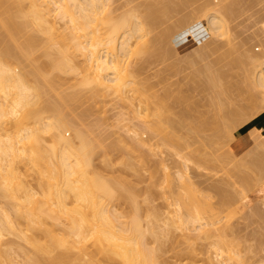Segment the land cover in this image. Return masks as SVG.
I'll return each instance as SVG.
<instances>
[{
	"label": "rangeland",
	"instance_id": "374dc122",
	"mask_svg": "<svg viewBox=\"0 0 264 264\" xmlns=\"http://www.w3.org/2000/svg\"><path fill=\"white\" fill-rule=\"evenodd\" d=\"M9 1L10 0H8V3L11 7L16 4L14 3V1L13 3H10ZM105 1L107 2V0ZM105 1H103L104 7H107L108 5L106 12L109 9L108 12H113V14L126 13V16H130V13L128 12L130 10V12H135L132 14L136 16V20L144 19L145 16L148 15L146 13V10H148L150 6L151 7L149 9L152 8L153 10H155L152 12V16H150L149 18H147L146 16V18L150 20L154 16L153 18H155L156 20L152 19V22L148 20L150 23L148 22L146 24V28L144 26L145 22H143V20V30H139L140 33L142 31L144 32V29L145 32H147H144L145 36H143L144 34L142 35V37H144L146 41L145 43H143L145 45L140 44V42L143 40V38L141 40V34L143 32L141 34L137 32V34L135 35L137 37L135 38L138 39L140 37V39L137 40L138 42L135 44V42L132 43L131 41V44L133 46L129 45V49L131 50L132 48V50L129 51V49L126 47L123 54L120 56L121 68L123 73L125 72L127 78H134V80L136 78L135 81L138 80L137 84L134 83L132 85L131 83L130 86H134L136 88L139 87V90L136 88L134 89L135 91L131 90L136 92L131 93L130 91L129 95L131 96L132 94L131 97L128 95V91H126V99L118 98L114 93V97L112 93H105V98L104 95H98L99 99H97L96 96H91L93 98L92 99L88 96L90 94V92L88 91H91L90 85L79 84L81 86H77V84L82 81L81 71L79 70L80 68L78 69L79 71L76 70L77 72H75V70L73 71V73H77L76 75L70 73V71H65L64 74L61 72L57 73L55 69L56 72H54V74L57 73L59 75H57V77L55 76L53 79H57L58 76L61 77L62 75V78L59 77V80L61 79L59 84L58 82H56V79L54 80V82L58 85L63 83L61 85L62 87L59 86V88H61L60 91H62L63 96L64 93L73 92V94H70V96H67L69 94H65V96L68 98H66L65 96V98L63 97L66 100L64 101V103H67V101L70 102V100H72V102L70 103V105L69 103H65L68 107H66L64 104L65 107L63 108L62 106H60L63 100L60 101L61 103L58 105L59 107L56 105V100H59L56 94H59V91L55 94L53 90L55 89L53 88L55 84L53 85V87H51L54 83L53 82L50 84V90H53L54 94L56 95L55 96L51 91L55 96V99H52L53 96L50 97L51 94L47 90L48 98L45 103L47 104V101L50 97L56 103L55 104L53 101L51 102V99H49V101L52 103V107L54 106L53 104H55L57 106H55V109L58 108L57 110H60L59 108H61V111L65 109L64 112L74 120L72 121V123L70 121V126H74L70 127L71 130L72 128L75 129L77 127L79 129H77L76 131L81 130V132H83L87 138H90L92 136L94 138L96 136L97 138H99L100 143L95 144V148H93L95 155L93 154L92 162H94L93 164L96 171H98L106 179H109L110 181L115 183L119 188L114 191L115 195L112 198L107 199V208H109L108 210L112 213L114 211H117L116 213L114 212V214H121L120 216L126 218L137 215L143 225H145L146 223L151 225L153 232H146L144 239L148 244L147 246L155 248L154 252L156 259L159 260L161 264H208L212 260L217 262L220 261V264H264V180L256 186H251L254 183L252 177L256 173V168L253 164L249 165L248 162L250 158L248 155H241V152H243L252 144V141L250 139L251 136L249 134L250 129L253 127L259 129L262 125L260 123L261 120L264 123V100L262 97L263 91L261 88L253 87L252 83H250V75H252L251 72L255 71L254 69L250 68V66H252L253 68L254 62L252 61H256V59H258V61H261V57L264 53V44L263 47L261 44L264 41V29L262 28L261 22L262 20H264V0H226L225 5L228 10L226 19H228L225 25L227 27H223L218 31H214L215 34L214 32H210L208 28L205 27L206 18L201 15L199 11V9L201 10L203 5L206 4H201V7L199 3L208 2V0H108L109 3L107 2V4L105 3ZM209 1L214 2V0ZM221 1L224 2L225 0H215L213 4H217V2L220 3ZM152 2L153 5L148 4ZM6 3L7 2L5 0V3L0 6V8L4 7V9L6 10V6H8V8L10 9V6L8 5V3ZM143 3L150 6H145ZM5 4L6 6H4ZM20 5H23L24 9L21 8L22 6H14H18L19 8H21H15L18 12H20L21 10H26L27 3L25 0H23ZM198 5L200 6V8ZM147 6L148 8L146 9ZM135 7L137 10L133 9ZM130 8H132L133 10ZM4 9H0V16L3 14L1 13V10L3 11ZM104 9L105 8H103V11H105ZM196 9L198 11H196ZM143 10L146 14L143 12ZM103 11L101 12L103 13ZM14 12L12 13V15L14 14ZM161 12L163 15L161 14ZM210 12L213 11L210 10ZM102 13L101 15H104ZM6 14L7 13L4 12V14L0 18V21L4 19V16L6 17ZM18 15V13L17 15H13L12 19L14 20V18H16L15 22L13 21L14 24L18 22L21 23V21V24H23V22H26L25 18L22 17L23 14L22 16L20 14L21 18L23 19H19L20 16ZM10 17L12 16L10 15ZM52 17L54 18L55 16ZM203 17L205 19H203ZM6 19L8 18L6 17ZM181 19L184 20V23L180 22ZM56 21L58 25H61L63 23V20L58 18L57 16ZM3 22H1L2 25L0 24V27H3L5 25ZM179 22L183 24V26H181V24L179 25ZM6 25L4 27H6ZM23 26L24 28H27L28 34H30L29 30L31 28L29 26L27 27V25L24 24ZM2 27L0 31L3 30ZM154 27H156L157 29H155ZM154 30L158 31L156 32ZM24 31H26V29H24ZM1 32L4 33L5 30ZM32 32L33 31L31 30V33ZM21 33L24 34L23 30ZM34 33L35 35H37L36 33L38 32ZM164 33H168V35H166L165 37ZM26 34L27 32H25V34L23 35L24 38L26 37ZM38 35H40L39 37L43 40L44 37H41L43 35L39 33ZM161 35L163 36L161 37ZM5 37L7 38V36ZM19 37L21 36L17 35V38ZM2 38H0L1 41H6V38L4 40H2ZM21 38L17 39V41H22L24 39ZM131 40L133 39L131 38ZM40 41L41 39L39 40V44ZM44 41L45 40H43V42H41L42 44L39 45V47L43 45L42 49L46 45L45 42L47 43V41ZM149 42L151 43V45ZM3 43V45H0V48H2L1 46H4L7 41ZM9 43H7V47H13V45H16L19 48L25 47L20 43V45L17 44V42L13 43V41H10ZM141 45L143 47H141ZM148 45H150L151 47ZM35 46L37 47L38 45ZM135 46H137L136 49ZM28 48L30 50L28 52H31L32 48ZM104 48L106 50H109L108 48H106V46L103 47V49ZM40 49L41 47L38 50L41 51ZM38 50L36 52H38ZM261 50L262 54H260ZM34 51H32L31 53L34 54ZM49 52H51V50ZM53 53L50 55L51 57ZM253 53H255L256 58ZM223 54H225V56H223ZM35 55H31V57L33 56L32 59H34ZM44 56L48 57L47 55ZM257 56L259 57L257 58ZM79 57H81L80 60H82V56L79 55ZM79 57L77 55V57L75 58L77 59L75 60L77 62V65L81 62L79 60ZM52 58L54 59V57ZM35 59H37V56ZM40 59L38 58V61ZM45 59L47 58L43 59L42 66L40 65L41 61L38 62L37 60H35L40 67H38L35 61L33 62L35 69H41V72H43V74L40 75L39 70V74L37 73L38 77L40 76L39 78L48 74L46 73V70L48 71L49 68L47 65H44L47 62V60L44 62ZM208 59L209 61H207ZM230 59L232 62L229 61ZM43 65L45 67L47 66V69L44 68ZM42 67L46 70H43ZM35 69H33V73H35ZM50 72L51 71L49 70V73ZM78 72L80 73L78 74ZM52 73L53 70L50 75H52ZM212 73V76H214L216 80L213 79L214 77L212 78L210 76ZM229 73L231 74V76L229 75ZM204 74L205 76L209 77L208 83L210 82V84H206L207 81L204 82V80L206 79V77L204 78ZM217 74L218 76H215ZM72 75H74L75 77H72ZM31 76L32 75H30V77ZM53 76L54 75H52V77ZM35 78L37 79V76ZM211 78L212 80H215L213 82L214 85L212 84V81H210ZM32 79L33 78H31V83H33ZM75 79L81 80L76 81ZM35 81L37 80H34V83L36 84ZM41 81H43V83H45V86L48 87L49 83L46 84V82L42 79ZM39 83L40 85H42L41 82H38V84ZM57 84L56 87H58ZM68 86L70 88H68ZM76 86L77 89H81L78 90L79 94L77 93V89H75ZM42 87L43 86H41V88ZM220 87L222 90L220 89ZM56 89L58 90V88ZM41 91L43 90L41 89ZM81 92L83 93V95L86 94L87 100L85 96H81ZM45 93L46 92H43V94ZM109 94L112 95V97ZM222 94L224 96H222ZM71 95L74 96L72 97ZM133 95L136 96V98ZM43 96L45 97L43 99H46V95ZM43 96H40V101H45L42 99ZM101 96L103 99H101ZM71 98H74V100ZM99 102L102 105H100ZM40 103V105L43 106L42 102ZM213 103H215L216 105ZM130 105L135 107L132 109ZM128 106H130L131 108H128ZM137 109L139 110V112L137 111ZM71 111L74 113H72ZM157 112L160 113L157 114ZM75 113L77 115L73 116V114ZM228 115L230 119L227 118ZM147 125L148 128H152V130L154 131H149L148 128H145L147 127ZM234 126L235 128H233ZM231 127L233 129H231ZM230 129L232 132H230ZM76 131L69 130L68 132L70 135L68 134V136L70 138L74 137V139L77 140L75 138L76 135H74ZM87 133L88 135H90V137L87 136ZM227 133L228 135H230L228 136ZM135 134L136 136H134ZM138 134H140L141 136ZM46 136L48 135L46 134ZM46 136L43 134L42 138ZM138 136L140 138L143 136L141 138V140L143 141L138 140ZM48 138L49 136L44 140H49L50 138ZM72 140L73 139H70V142L75 144L76 141ZM49 141H51V139ZM140 142L141 144H143L141 145ZM46 143L47 142H44V144ZM229 147H231L233 153L230 152ZM224 150L225 152H220ZM255 150L258 152L260 151L261 153L262 148L259 146L256 147ZM260 162L261 164H264V158H262V156ZM19 165L22 168V170L20 168V171L22 172L24 171V168L28 167L26 165V167L24 166L23 168L21 163H19ZM26 169L27 173H20L22 174V177L25 176L24 179H28L26 182L29 181L30 187L31 185H33L31 188L37 189V192H42V190H39L41 187H39L37 184V187L35 186V172L32 171V173H30L29 176L26 177V175L31 172H28L29 168ZM176 171L186 174L189 177L191 184L188 186V188L187 185H180V183L182 182H179ZM165 178L166 180H164ZM27 186L29 185L27 184ZM33 189H31V191ZM34 191L32 192L34 200H46L43 195V197L41 196L42 198L38 197V199L37 195L35 196V194L37 193L33 194ZM41 192L39 193L41 194ZM203 193H206L207 195L204 194L203 196ZM189 194L193 195L192 198L195 204H198V202L200 203L198 204V206L201 210V215L204 216V214L206 213V216L203 217V221H206V224L204 223V229L205 233L209 232L207 234H204V232L202 233L199 229H193L192 226L188 227V229L182 228L183 230H180V228H173V226L171 225L169 226L164 224V222L167 221V216H171L173 210H176V206L180 207V212H185V208L181 207V203L182 201L185 202V200H188L187 198L190 196ZM239 194L241 196H239ZM243 195L244 197L242 198ZM2 196L3 195H1L0 198ZM203 198H205V200ZM206 198L208 199L206 200ZM4 199L3 201H5ZM0 200L1 203L2 198ZM6 201H9V199L7 200V197ZM43 202L40 201V204H43ZM205 202L206 205H204ZM3 203L4 202H2L1 204L4 206ZM7 204L8 203L5 202V205ZM108 204L111 207L108 206ZM3 206H1L2 208L0 207V210L3 209ZM6 208L7 206L3 209L5 212L8 211V209ZM12 209L10 210L12 211ZM166 228H169V231H171L168 236H163L161 232ZM215 240L217 243L215 242ZM215 243L218 245L220 243V246L222 244V247L225 245V248L223 249L224 251L226 250V252H223V255L218 254L217 256V245H215ZM226 247L229 249H226ZM1 249H3V251L7 250V252H5L7 253L6 256H8L6 260H4L5 258H1V264H26L25 259L30 251L29 246H27L16 234L6 232L4 236H2ZM227 251H229V254ZM231 252L232 254H230ZM8 258L10 261L8 260Z\"/></svg>",
	"mask_w": 264,
	"mask_h": 264
},
{
	"label": "bare ground",
	"instance_id": "6f19581e",
	"mask_svg": "<svg viewBox=\"0 0 264 264\" xmlns=\"http://www.w3.org/2000/svg\"><path fill=\"white\" fill-rule=\"evenodd\" d=\"M13 1L16 4H14L11 7L8 3V0H6L8 5L10 6V9L8 8V6H6L7 3L4 5L7 7L6 10L4 9V7L0 8V9H4L3 11L1 10V13L4 14V12H6L7 13L6 17L8 18V19H6V17L4 16L5 21H4V19L0 21L1 25H2L1 22H3V21H4L3 23L5 25L8 22L6 27H4L5 25L3 27L1 26L3 28V30H5V32H4L5 34L3 32H1V31H3V30H1L0 31V38L3 37L2 40H4L6 38L5 36H7V38H6L7 43H9L10 41H13V43L17 42V44L20 43V44L24 45L25 47L19 48L16 45H13V47H7V43H5V45L1 46L2 48H0V194L3 195L1 198H2V202H4L3 203L4 206L1 204L2 203L1 202L0 207L3 206V209H4L7 206L6 209H8V211H6V212L3 209L0 210V264L2 261L1 258H3V259L5 258L4 260H6V258L8 257V256H6L7 250H5L6 251L5 252V251H3V249H1L2 236H4V234L6 232L16 234L27 246H29L30 251H29V254L27 255V257L25 259L26 264H161L159 262V260L156 259L155 252H154L155 248L151 247V246H147L148 244L146 243V241L144 239L146 232H149V233L153 232L151 225L148 223L143 225L140 218L137 215H133L130 218H126V217L120 216L121 214L120 215L114 214V212L116 213L117 211H114L112 213L111 211L108 210L109 208H107V199L112 198L115 195L114 191L119 189V188L115 183H113L109 179H106L98 171H96L95 166L93 164L94 162H92L93 154H94L93 148H95L94 147L95 144L100 143L99 138H97V136L94 138L91 135L93 137L92 138V137H90V135H88V133H87V136H89L90 138H87L86 135L83 132H81V130L76 131L77 129H79L77 127L75 129L72 128V130H71L70 127H74V126L73 125L70 126L71 125L70 121L72 123V121H74V120L71 119V117H69L67 115V113L64 112L65 109L63 111H61L62 110L61 108H59L60 110H57L58 108L57 109H55V108L61 103L60 101H62V100L63 101L60 104V106H62V108L65 107L66 104H68V103L70 105L72 100H70V102L67 101V103L65 102L66 103L65 104L64 101H66V100L64 98L66 97L65 94H69L67 96H70V94H73V92L64 93V96H65L64 97L62 91H60L61 88H59V86L62 87L61 85L63 83L58 85L60 80H61V79L59 80L60 76H58L57 79L55 78L57 80L56 82H58V84L55 83L54 82L55 79H53L55 76L57 77V75H59V74H57L58 72L59 73L61 72L64 74L65 71H70V73L76 75L77 73L75 74V72L80 70L81 76H82L81 77L82 81H80L77 84V86H81L79 84L90 85L91 91H88L89 88H88V90H86V91L90 92V94L88 95L89 97L96 96L97 99H99L98 95H102V96L104 95V98H105V93H107V94L112 93V95L114 93L115 95H117L118 98H121V99L127 97L125 95V92L128 91V95H129V92L136 88L134 86H133L134 87L133 88L132 86H130V84L131 83H132V85L134 83L137 84L138 80L135 81L136 78L134 80V78H127L126 77L125 72L123 73L122 68H121L120 56L123 54L126 47L129 49V47L132 45L131 41H132V43L135 42V44L138 42L137 40H139L140 37L138 39L135 38V37H137V36H135L137 34V32L140 33L139 30H141V29L143 30L144 26L146 28L147 27L146 24L149 21L152 22V19H155V18H153L154 16L150 20L147 19L150 16H152V12L155 11L152 8L149 9L151 6L148 5V4L153 5V2L148 3V4L143 3L145 6L146 5L150 6L149 8H148V6L146 7V9L148 8V10H146V13L148 14V15H146L147 18L145 16L144 19H142L140 17L142 20H139V19L136 20V18H135L136 16L134 14H132L135 12H130V10L128 11L130 13V14L128 13L130 16H126L127 15L126 13L125 14H123V13L122 14H118V13L113 14V12L112 13L110 11L108 12L109 9L107 10V12H108L107 13L106 9L108 8V5H107V7H104V3H103V1H105V0H25L27 3V7H26V10L20 11L22 13L18 12L16 9L18 6H20V7L22 6L21 8L24 7L23 5H20V3H22L23 0H10L9 2L13 3ZM201 1H204V0H201ZM205 1H207V0H205ZM0 2H1L0 6H2L5 3V0H3V3H2V0H0ZM107 2L109 3L108 0H107ZM107 2L105 1L106 4H107ZM126 2H128V1H126ZM214 2H215V0H214ZM214 2L208 0V2H203V3L200 2L199 3V5H201V4L203 5L204 3H206L203 5V7L201 5L202 8H201V10L199 9V11H200V14L206 18L205 19L203 17V19L206 20L205 21L206 22L205 27L208 28V30L210 32L218 31V30L222 29L223 27H225V28L227 27L225 25L226 21L228 19V18L226 19V14L228 12L226 5H225L226 0L224 2L221 1L224 4L221 2L220 3L217 2V4H213ZM172 4H173V2H172ZM15 5H18V6L14 7ZM227 5H229V4H227ZM21 8H19V9H21ZM103 8H105L104 9L105 11H103ZM199 8H200V6H199ZM12 9H14V10H12ZM130 9H132V8H130ZM133 9H136V7ZM10 10H11V12L16 11V12H14L13 15H17V13H18L19 14L18 16H20V14L22 16V14H23L22 17L25 18V20H26V22H23V24L27 25V27L29 26L31 28L29 30L30 34H28L27 28H24L23 24H21L22 21H21V23H19L17 21L18 23L14 24L16 18H14V20L12 19L13 18V15H12L13 12L11 13ZM144 10H143V12L145 13ZM210 10L213 12H210ZM101 11H103V13ZM196 11H198V10L196 9ZM52 12H53V15H52ZM101 13L104 15H101ZM9 14L12 17H10ZM161 14H162V12H161ZM1 16H0V18H1ZM21 16L19 19H23V18H21ZM52 16H55V17L53 18ZM56 16L63 20V23L61 25L57 24ZM14 17H16V16H14ZM156 17H157V15H156ZM163 19H164V16H163ZM159 20H157V21H159ZM142 21L145 22L144 26H143ZM183 21H184L183 19L180 20L181 23ZM9 22H10V24H9ZM180 22L178 23L179 25L181 24ZM261 22H262V28L264 29V20H262ZM181 26H183V24H181ZM1 27H0V29H1ZM23 28L26 29V31H24ZM154 28L157 29L156 27H154ZM22 30H23L24 34H25V32H27V34L25 35L26 36L25 38L23 36L24 34L21 33ZM31 30L33 31L32 33H31ZM154 31H156V30H154ZM34 32H38L39 34L43 35L41 37H44L43 40L47 41V43L44 41L47 46L45 45V47L43 49H42L43 45L40 46L41 51H39L38 49L40 48L39 45L42 44L41 42H43V40H42V38L39 37L40 35H38V33H36L38 35V37H37V35H35ZM144 32H145V29H144ZM144 32L142 34L140 33L141 34V40L143 38L142 41L140 40L141 41L140 44H142V45H145L143 43L146 42L144 37H142L143 34H144L143 36H145V33H147V32H145V33ZM211 34H213V33H211ZM214 34H215V32H214ZM17 35H19L21 37L23 36L22 38H24L26 40V42L24 39H23L24 41L23 40L17 41V39L21 38V37L17 38ZM166 35H168V33H166L164 36L166 37ZM216 35H217V33H216ZM138 36H140V35H138ZM159 36H160V34H159ZM162 36L163 35H161V37ZM146 37H147V35H146ZM131 38L133 40H131ZM134 38L136 39V41ZM169 38H171V37H169ZM40 39H41V41L39 44ZM150 40H148V41H150ZM6 41L5 40L1 41L0 45H3L4 44L3 42H6ZM263 42L261 43L262 47L264 44ZM13 43H11V44H13ZM9 44H8V46H9ZM48 44H49V46H48ZM35 45H38V46L36 47ZM142 45H141V47H143ZM150 45H151V43H150ZM150 45H148V46H150ZM105 46L109 50H106L105 48L103 49V47H105ZM152 46H153V44H152ZM15 47H17V48H15ZM28 47H30V49L32 48L31 52L35 50L34 54H32L31 52H28V51H30ZM136 47L137 46H135V49H136ZM37 50H38V52H36ZM42 50H43V53H47V54H43ZM50 50H51V52H49ZM53 50H54L55 54L53 53ZM131 50H132V48H131ZM131 50L129 49V51H131ZM30 53H31V55L36 54L34 59L37 56V59H35L37 61H38V58L39 59L40 58L41 59L47 58L44 60V62L47 60V62H46L47 64L45 63L44 65H47L51 72L53 70L52 75H54V76L52 77V75H50L51 72L49 73V70L48 71L46 70L47 66L45 67L43 65V67L46 68V69H44L42 67L43 70H46V73H48V74L44 73L46 75L41 76V78H39L40 76L38 77V74L40 73V75H41V74H43V72H41V69H39L40 72H39V70L35 69V66L33 63L35 60L32 59L33 56L31 57ZM52 53H53L52 57H54V59L50 56ZM126 53H129V52H126ZM132 53H134V52H132ZM253 54L256 58L255 53H253ZM260 54H262V50H261ZM44 55H47L48 57H46ZM77 55H78V57H79V55L82 56V60H80L81 57H79V60L81 62L78 65H77V62L75 61V60H77V59H75L77 57ZM41 56H43V57H41ZM223 56H225V54H223ZM263 56H264V53H263ZM263 56L261 57V55H260V57L262 58L261 61H258V59H256V61H258V62L252 61V62H254L253 68H252V66H250V68L254 69L255 71L251 72L252 75H250V83H252L253 87L262 89V91H263L262 97L264 100V66H263L264 65V58H263ZM258 57L259 56H257V58ZM41 59L39 61H41ZM43 59H42V61H43ZM37 61H35L36 64H37ZM42 61L40 64L41 66L43 64ZM207 61H209V59ZM229 61H231V59ZM37 65H38V67H40L39 64H37ZM250 65H251V62H250ZM134 66H135V64H134ZM16 67H18V68H16ZM38 67H36V68H38ZM19 68H20V70H19ZM33 69H35L36 74L33 73V71H34ZM55 69H56L57 73L54 74V72H56ZM138 69H137V71H138ZM74 70H75V72L73 73ZM248 71H249V69H248ZM79 73L80 72H78V74ZM213 73H214V71H213ZM213 73L210 75L212 78L214 77V76H212ZM30 75H32V76L30 77ZM74 75H72V77ZM229 75L231 76L230 73H229ZM34 76L35 77L37 76V79ZM135 76H136V74H135ZM215 76H218V74ZM205 77H206V79L204 80V82L207 81L206 84H210V82L208 83L209 77L205 76V74H204V78ZM31 78H33L32 79L33 83H31ZM38 78L40 81L38 80ZM60 78H62V75ZM212 78L210 79V81H212V84L214 85L213 82L216 79L214 77L213 79H215V80H212ZM41 79L44 80L46 82V84L49 83L48 87L45 86V83H43V81H41ZM34 80L41 82L42 85H40V83L38 84L37 81H35L36 82V84H35ZM79 80H81V79H79ZM51 83H53L52 86L50 85ZM217 83H218V81H217ZM56 84L58 87H56ZM37 85H39V86H37ZM53 85H54V87H53ZM213 85H212V87H213ZM228 85H230V84H228ZM41 86H43V87L41 88ZM50 86L55 88V89H53L55 94L58 93V91H59V94L62 96V99H61V96L59 94H56L58 96L57 98H59V100L56 98L58 100V101L56 100L57 104L55 103L54 100H52L53 98L55 99L56 95L54 94L53 90H50ZM77 86L75 89H77ZM56 88H58V90ZM63 88H64V86H63ZM68 88H70V87L68 86ZM85 88H86V86H85ZM41 89L43 91H41ZM136 89L139 90V87H137ZM220 89H221V87H220ZM47 90L51 94L50 97L53 96L52 99L49 97V99H51V102L53 101L57 105L56 106L55 104H53L54 108L52 107V103L49 101V99H48L49 102L47 101V104L45 103L47 98H48L47 97V94H48ZM78 90H81V89H77V91ZM231 90H232V88H231ZM51 91L53 92V94L55 96L52 94ZM72 91H74V90H72ZM134 91H131V93L132 92L136 93ZM43 92H46V93L43 94ZM77 93L79 94V91ZM43 95H46V99H43V98H45ZM76 95H75V98H76ZM82 95H83V93L81 92V96ZM112 95H110V96L112 97ZM249 95H250V93H249ZM40 96H43L42 99L45 101H40ZM83 96H85V98L87 100L86 94ZM102 96H101V99H103ZM129 96H128V99H129ZM131 96H132V94H131ZM222 96H224V95L222 94ZM113 97H114V95H113ZM134 97L136 98V96H134ZM66 98H68V97H66ZM78 98H79V95H78ZM228 98H229V96H228ZM69 99H70V97H69ZM69 99H67V100H69ZM71 99L74 100V98H71ZM78 101H80V100H78ZM81 101H83V100H81ZM116 101H117V99H116ZM232 101H233V99H232ZM40 102H42L43 106L40 105L41 104ZM73 102H76V101H73ZM91 102H92V100H91ZM108 102H110V101H108ZM249 102H250V99H249ZM251 102H253V101H251ZM64 104H65V106H64ZM213 104H215V103H213ZM100 105H102V104L100 103ZM132 105H130V106L133 109L135 106L133 107ZM228 105H230V104H228ZM130 106H128V108ZM66 107H68V106H66ZM72 107H74V106H72ZM103 107H104V105H103ZM51 108H53V109H51ZM88 108H90V107H88ZM96 108H98V107H96ZM47 109L50 110L51 112L48 111ZM85 109H87V108H85ZM138 109H139V107H138ZM138 109H137V111L139 112ZM128 110H130V109H128ZM101 111H103V110H101ZM43 112H46V113H43ZM72 113H74V112H72ZM158 113H160V112H157V114ZM74 115H77V114L75 113V114H73V116ZM138 115H140V114H138ZM78 117H80V116H78ZM227 118L230 119L229 115L227 116ZM240 119H241V117H240ZM145 128H148V125ZM233 128H235V126ZM233 128L231 127V129H233ZM148 129H149V131H154V130H152V128H148ZM231 129H230V132H232ZM69 130L70 131H73V130L76 131V133L75 132H72V133H75L74 135H76L75 138L78 140V142H77V140L74 139V137L70 138L68 136ZM138 132H139V130H138ZM43 134L45 136L47 134L49 136V138L51 139V141H49L50 140L49 138H48L49 140H47V139L44 140L48 136L42 138ZM136 134L134 136H136ZM249 134L251 136L250 139L252 141V144L249 147H247L243 152H241V155H243V156L248 155L250 158L249 162L247 160L249 165H251V164L255 165L254 167L256 168V170H255L256 173L252 177L254 183L251 186H253V185L256 186L257 184H259L260 182H262L264 180V164H261V162H260L261 156H262V158H264V155H263L264 153H262V152H264L263 151L264 150V124L261 125L259 129L254 128V127L251 128L249 131ZM74 135H72V136H74ZM138 135H140V134H138ZM227 135H228V133H227ZM137 138H138V140L143 141V140H141V138L139 136ZM70 139H73L74 141H76L77 144L75 142H74L75 144L71 143ZM44 142H47V143L44 144ZM48 142H50V143H48ZM140 144H141V142H140ZM138 145H137V147H138ZM217 146H219V145H217ZM259 146L262 148L261 153H260V151L258 152L255 150V148L259 147ZM99 148H101V147H99ZM229 150L231 153H233L231 147H229ZM220 152H225V150L220 151ZM227 152H228V150H227ZM218 154H220V153H218ZM222 154H224V153H222ZM226 162H228V161H226ZM19 163L22 164L23 168H24V166L26 167V165H27L28 167H26V168H29L28 172L31 171L28 173V175H26V177L29 176V174L32 173V171L35 172V174H36L35 175V177H36L35 186L37 184L39 187H41L39 190H42V192L41 191L37 192V189L34 188L36 191L35 192L34 189L31 188L33 185H31V187H30L29 181L26 182L28 179L25 180L24 175H23L24 177H22V174H20V173H23V172L27 173V169L24 168L23 172L20 171L21 167H20ZM25 169H26V171H25ZM21 170H22V168H21ZM176 173H177V177H178L179 182H182V183H180V185L181 184H183L184 186L187 185V188H188V186L191 184L189 177L186 174H183V173L178 172V171H176ZM167 178H169V177H167ZM164 180H166V178ZM27 184L29 186H27ZM31 189H33V190L31 191ZM33 191H34L33 194L37 193V194H35V196L37 195V198L38 197L42 198L44 196L46 198V200L45 201L42 199L40 200L39 198H38L39 201L37 199L34 200L33 195H32ZM17 192H18V194H17ZM39 192H41V194ZM42 193H44V194H42ZM185 193H187V192H185ZM19 194H22V195H19ZM45 194L47 197L45 196ZM204 194L207 195L206 193H203V196H204ZM5 196L7 197V200L9 199V201H6ZM190 196L187 198L188 200H185V202L182 201V203H181V207L185 208V212L184 213L180 212L179 211L180 207L176 206L175 207L176 210H173V213H172L173 215L171 214V216L170 215L167 216V218H166L167 221H165L164 224L169 225V226L171 225V226H173V228H180V230H183L184 228L188 229V227L192 226L193 229H199L202 233L204 232V234H207L209 232L206 231L207 233H205V229H204V226H205L204 223L206 224V221L205 222L203 221V217L206 216V213L204 214V216L201 215V210L198 206V204H200V203L197 201L198 204L197 203L195 204L194 200L192 198L193 195H190ZM239 196H241V195L239 194ZM4 197H5V199H4ZM164 197H165V195H164ZM243 197H244V195L242 196V198ZM3 199L5 201H3ZM203 199L205 200V198H203ZM207 199L208 198H206V200ZM40 201L41 202L44 201L43 204L47 203L46 206H45V204L44 205L42 203L40 204ZM5 202L8 204L5 205ZM108 202H109V200H108ZM111 202H112V199H111ZM176 202H178V201H176ZM10 204H11V206H10ZM110 205H111V203H110ZM110 205L108 204V206H110ZM204 205H206V202ZM12 207L14 210L12 209ZM10 209H12V211ZM9 211H11L13 214ZM14 211H15V213H14ZM203 211H204V209H203ZM170 231H169V228H166L165 230H163L162 232L160 231V232L163 234V236L164 235L168 236ZM189 231H191V230H189ZM215 242H216V240H215ZM216 243H215V245H217V247H216L217 256H218V254H222L223 252L225 253L226 250L224 251V249H223V248H225L224 247L225 245L222 247V244L220 246V243H219V245ZM226 249H229V248L226 247ZM227 252L229 254V251H227ZM216 254H215V256H216ZM230 254H232V252ZM235 256H236V254H235ZM8 260H9V258H8ZM9 261H7V262H9ZM220 263H221L220 261L217 262V261L212 260L208 264H220Z\"/></svg>",
	"mask_w": 264,
	"mask_h": 264
},
{
	"label": "crops",
	"instance_id": "0c3cea01",
	"mask_svg": "<svg viewBox=\"0 0 264 264\" xmlns=\"http://www.w3.org/2000/svg\"><path fill=\"white\" fill-rule=\"evenodd\" d=\"M262 125L264 124L263 122H262V120H261V122H260Z\"/></svg>",
	"mask_w": 264,
	"mask_h": 264
}]
</instances>
